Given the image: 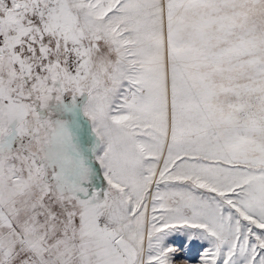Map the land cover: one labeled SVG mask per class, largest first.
<instances>
[{"label":"snow or ice","instance_id":"obj_1","mask_svg":"<svg viewBox=\"0 0 264 264\" xmlns=\"http://www.w3.org/2000/svg\"><path fill=\"white\" fill-rule=\"evenodd\" d=\"M0 264H264V0H0Z\"/></svg>","mask_w":264,"mask_h":264},{"label":"rangeland","instance_id":"obj_2","mask_svg":"<svg viewBox=\"0 0 264 264\" xmlns=\"http://www.w3.org/2000/svg\"><path fill=\"white\" fill-rule=\"evenodd\" d=\"M192 255L195 257L196 256V249L194 248L193 249V253H192Z\"/></svg>","mask_w":264,"mask_h":264}]
</instances>
